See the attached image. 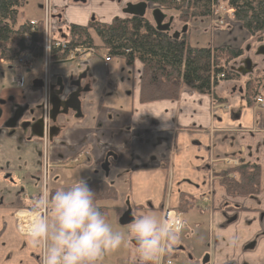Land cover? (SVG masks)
<instances>
[{
    "label": "crops",
    "instance_id": "crops-1",
    "mask_svg": "<svg viewBox=\"0 0 264 264\" xmlns=\"http://www.w3.org/2000/svg\"><path fill=\"white\" fill-rule=\"evenodd\" d=\"M140 1L52 0V38L65 40L70 24L111 21L125 14L127 4ZM40 2L38 18L27 20L42 17ZM203 31L207 33L208 28L203 27ZM103 60L102 55L86 56L70 61L74 64L70 67H65L68 62H60L57 67L62 69L49 72L48 80L46 77L50 95L59 92L57 77L68 86L71 76L87 69L94 80L90 90H82L78 96V116L69 112L55 119L59 128L51 145L55 166L62 159L82 154L73 177L79 175V180L85 183L96 178L108 182L100 165L114 156L116 159L109 168L115 167L116 177L120 173L128 176L127 200L133 219L145 213L162 218L166 206L178 207L180 194L194 198V207L187 212V218L183 213L185 227L179 239L156 264L164 263L166 253L173 264H202L204 259L205 264H264V107H247L243 86L229 81H220L208 96L185 88L176 101L142 104L138 101L139 63L126 67L121 59L125 71L121 68L117 75L111 67L114 59L106 66ZM5 69L10 77L9 66ZM24 88H3L0 100L13 97L15 102L24 104L38 99L35 88ZM13 91L20 92L13 94ZM60 98L64 100L65 95ZM8 109L7 105L1 106L0 145L8 143L20 153L33 143L18 142L5 135L3 123ZM229 157L259 166L260 191L256 196L239 197L225 192L214 172L227 168L223 160ZM14 163L10 166L11 161L3 162L8 168L1 167L13 179L36 170L31 159L23 154ZM66 167L63 164L54 167L53 189L71 185L61 186L59 176L54 173ZM25 186L30 196L37 195L38 185L34 187L26 181ZM207 193L212 196L211 203L202 205L201 197ZM105 205L112 208L107 212V221L113 230L125 232L129 224L119 223L122 214L112 204ZM11 212L0 207V264H39V249L29 237L18 232ZM131 240L129 236L118 249L105 253L97 264H141ZM130 251L132 255L123 259L124 253Z\"/></svg>",
    "mask_w": 264,
    "mask_h": 264
},
{
    "label": "trees",
    "instance_id": "trees-1",
    "mask_svg": "<svg viewBox=\"0 0 264 264\" xmlns=\"http://www.w3.org/2000/svg\"><path fill=\"white\" fill-rule=\"evenodd\" d=\"M142 1L163 6L164 14L172 13L173 16L170 17L178 19L182 27H186L185 33H181L176 39L168 32L158 31L151 16L116 17L109 22L94 20L86 25L70 24L67 27L65 48L53 49L51 61L66 62L69 51L77 46L93 49L98 55L103 51L110 59H122L128 67L135 62L139 63L140 103L176 101L185 88L208 96L223 78L220 75H224L223 80H234L236 77L228 70L227 64L241 56L240 49L222 45L214 48L193 47L189 41L190 26L197 21L208 22L212 4L221 2L232 9L234 22L249 36L264 34V0ZM23 5L24 0H0V61L6 66L26 50L32 54L33 63H42V25L38 24L33 28L29 25V20L19 21V11ZM92 34L99 40L100 46L95 44ZM25 35L30 38L29 44H25ZM259 86L264 88V72L257 79H248L243 86L247 107H251ZM214 175L230 195L248 197L259 192L258 165L242 160L236 166L214 172ZM86 184L94 192L96 206L108 218L107 212L112 208L102 203L110 200L115 202L118 197L117 190L100 179H91ZM194 203V198L180 194L177 209L186 213L194 207ZM113 208L121 214L122 208ZM163 258H169L168 254Z\"/></svg>",
    "mask_w": 264,
    "mask_h": 264
},
{
    "label": "clouds",
    "instance_id": "clouds-1",
    "mask_svg": "<svg viewBox=\"0 0 264 264\" xmlns=\"http://www.w3.org/2000/svg\"><path fill=\"white\" fill-rule=\"evenodd\" d=\"M32 213L25 234L43 246L41 264H97L129 236L136 242L141 264H156L185 227L180 217L145 213L135 217L125 232L115 231L82 180L43 191L33 202Z\"/></svg>",
    "mask_w": 264,
    "mask_h": 264
},
{
    "label": "flooded vegetation",
    "instance_id": "flooded-vegetation-1",
    "mask_svg": "<svg viewBox=\"0 0 264 264\" xmlns=\"http://www.w3.org/2000/svg\"><path fill=\"white\" fill-rule=\"evenodd\" d=\"M90 21H94V20H90ZM174 32L180 33V30H173L172 28H170L169 33L172 34ZM249 53H250V47H247L246 50L241 53L242 57L245 55L244 57L246 58L243 59V61L241 62V64H239V66H236V62L233 61L235 63L230 66V69L233 73L239 76L243 74L244 75L247 74V72H245L243 62L246 59H250L252 63L251 58L248 57ZM251 65H252V69L256 66L255 63ZM41 78H37L36 81L32 82L30 85L31 87L36 89V92H38V99L36 101L32 103H30L31 102L30 101L29 103L25 102L24 104H20V103L15 102V99L13 97L11 98L9 97L6 100H0V118L3 114V111L1 110V106L7 105L9 108L8 117L5 119L3 123L5 135L7 134L6 136L8 137L16 138L18 142L20 141L22 143H30V142L33 143L35 147V153H37V157L35 158V164H34L36 170H34V172L31 173L30 175H27L26 176L27 178L25 177V175H22L18 179H13L10 176V173L3 171L2 179L6 180L7 178L11 177L12 181H8L9 183H11V188H9L8 191L2 189L3 196L0 199L4 200L5 198L6 200H9V206L6 208V210L12 211L11 217L13 218L15 222V226L18 232L23 236H27L25 234L26 229L24 227L27 222L26 218L27 217L32 218V214H33L32 213L33 204L32 203L28 204L27 201L34 202L35 200H31V199L33 198L36 199L37 196L40 195L43 191L54 190L52 188V182H53L52 174H53L54 167L56 168L60 166V164H63V166H66L68 162L79 164V162H81L82 160V154H77L71 159H68L65 161H63L62 159L61 162L57 163L58 166H55V163L52 160L51 145H52V140L54 138V133L58 131L59 129L58 127H56L55 119L59 115L65 117L69 114V112H71L73 117L78 116L80 109L75 106L76 100L78 99V96L81 93V91L90 90L94 82L92 75L89 73L87 69H85L81 73L71 76L69 83L73 87V90H71V92L66 96V98L62 100V103L55 114V109L53 108L52 100L56 96V94H54L53 92V94L50 95V90L47 88V86H45L42 83ZM55 82L57 84V89L61 88L58 86V83H62V86L64 84V81L61 77H57L55 79ZM36 85L37 87H35ZM13 86H15L13 88L25 89L24 88L26 87L25 79L22 80V83L20 86H18L16 83L13 84ZM49 102L51 103V109L48 108ZM69 109H71V111H69ZM39 119L42 120V126H43L42 136L41 137H35V136L30 137L31 133H33V130H32L33 124ZM229 158L238 159V163L236 165H238L239 162L241 161V159L239 160V158L237 157H229ZM113 159H116V158L114 156L112 157V159L107 158L101 164L102 166H107L108 168L107 176L105 175V172L101 169V165H100V171L104 174L105 178L109 176V164L113 162L112 161ZM224 160H223V163L226 164L227 166H236V165H228ZM100 180H103V179H100ZM26 181L34 185V187H37L38 185L39 191L37 195L30 196L26 192V186H25ZM104 181L106 182V180ZM128 184H129V179H128ZM111 186L115 187L114 185H111ZM259 191H260V186H259ZM205 196H207V200H211L212 196L209 193L204 194L201 197V200H203ZM254 196H248V197H254ZM42 247H43L42 245H36V248L39 249V252H38L39 264H41Z\"/></svg>",
    "mask_w": 264,
    "mask_h": 264
},
{
    "label": "rangeland",
    "instance_id": "rangeland-1",
    "mask_svg": "<svg viewBox=\"0 0 264 264\" xmlns=\"http://www.w3.org/2000/svg\"><path fill=\"white\" fill-rule=\"evenodd\" d=\"M39 1L40 0H26V3H24L23 7L20 8L19 16H18L19 21H22V20H25L31 17L38 18V13H39L38 2ZM132 1H136V0H132ZM150 5L156 6L162 9L163 11H165V8L161 5H157L154 3H151ZM215 7L216 8L214 12L216 13V10H218L216 15L223 17V21L226 23V25L216 26L214 28L212 25V27H209L208 25H210L211 16L208 22H205L204 20L197 21L195 24L191 25L189 29V31H191L189 33L190 34V37H189L190 44L193 47L209 46L213 48L215 46L222 45V46L230 47V48H233V47L238 48L241 50V52H244L247 47H250V53L248 54V57L251 58L252 64L255 63L256 65L252 69V71L245 75L243 74L240 76L233 73V75L234 74L236 75L234 79L236 81L223 80L224 75H223V78L220 79V81H229V82H232L233 84L244 86L248 79H257L261 76L262 72H264V56L255 55L254 53L258 46L264 45V34H257L254 36H249L245 31H243V29H241L240 25L234 22L232 9L226 7L221 2L215 3ZM40 16H41V11H40ZM126 16L128 15L124 14V15H121L120 17H126ZM145 16L147 18L151 16V9L146 10ZM170 16H173L172 13H169V14L167 13L166 21L168 20ZM213 18H215V15L213 16ZM211 22L214 24L215 22H217V19H212ZM181 27H182V23L178 19L173 18L171 22V28L173 30H180ZM203 27H209V30L207 33L203 31ZM93 40L96 45L100 46L99 40L94 35H93ZM244 56L242 57L241 55L233 59L231 62H229L227 64L228 70L231 71L230 66L234 64L235 62H236V66H239V64H241L243 59L246 58ZM5 65L6 64L0 62V90L3 88L13 89V87H15L13 86V84H15V79L13 78L10 81V77L8 76V74H6V71H5L6 70ZM70 66H74V64L72 62H68L65 64V67H70ZM111 67L113 69V73H116L117 75L120 73L121 68H124L123 70L125 71V66L122 64V61L120 58H114V60L111 63ZM61 69L62 68L57 67V63L51 64L48 68L49 72H56ZM44 70H45V67L42 65V63L39 62L38 64L35 65V67L31 71H29L27 74L25 73L24 74L25 86L29 87L34 79L41 77L43 75ZM118 78L119 77H117V79ZM107 84H110V83L108 82ZM18 92L20 91H13V94H17ZM257 94L264 95V88H261L259 86L256 95ZM20 154H23L29 157L32 161V165L35 164V158L37 157V153H35L34 145L32 147H29V145H27V147H25L20 153L16 150V148H14V146L8 143L3 142L0 145V198L3 196L2 189L8 191L9 188H11V183H9L8 181H12L11 177L7 178L6 180L2 179L3 171L1 170V167L8 168V166H4L3 162L6 163L7 161H11L12 164L10 166H13L16 164L14 163V161L19 157ZM77 165L78 164L68 162V164L66 165L67 166L66 169H62V170L56 169L54 173L55 175L59 176L58 180L61 182V186L66 185V184H73L77 180H79V177H80L79 175L73 177L74 170L77 167ZM109 169H110L109 171L110 176L106 179L109 184L114 185L116 187V189L118 190L117 191L118 197L115 202H113V200H110L106 203H110L113 206L121 207L122 213H123L124 211L128 210L127 205L129 206V202L127 200L128 185H129L128 176L125 173L123 174L120 173L119 176L116 177L115 167H112ZM106 203L103 202L102 204L105 205ZM0 205H2L6 209L9 206V200H6L5 198L4 200L0 199ZM130 212H132L131 209H130ZM184 214H185V218H187V215L189 213L186 212ZM124 255L125 256L122 257L123 259L125 257L127 258L128 255L131 256L132 252L130 251V254L126 252L124 253Z\"/></svg>",
    "mask_w": 264,
    "mask_h": 264
},
{
    "label": "built area",
    "instance_id": "built-area-1",
    "mask_svg": "<svg viewBox=\"0 0 264 264\" xmlns=\"http://www.w3.org/2000/svg\"><path fill=\"white\" fill-rule=\"evenodd\" d=\"M215 5L212 4L211 6V20L212 19H217V22H215L214 24L210 21L211 27L213 25V28L216 26H222V25H226V23L223 21V17L216 15V13L218 12V10L215 11ZM41 11H42V17L40 20H30L29 21V25L31 27H34L38 24L42 25V38H43V42L41 45V50L43 52V61H44V67H45V71H48V67L51 64V59H50V55L53 49H57V48H65L66 46V42L64 41H59L57 39H52L51 36V27H52V0H42L41 2ZM215 15V18H213V16ZM33 31V30H32ZM25 44H29L30 42V38L28 35H25ZM95 55V52L93 49H86L82 46H77L74 47L73 49H71L69 51L67 60H73V59H81L82 57H93ZM80 57V58H79ZM110 61V58L105 57L104 58V65H106L108 62ZM33 66V62H32V54L28 51H24L22 53H20V55L18 56L17 60L14 61V63L12 64V70H14L16 72V77L15 79V83L20 86L22 83V77H21V72L24 70H29L31 69ZM220 77H223V75H220ZM48 80V79H47ZM252 107L253 108H263L264 107V95L262 94H257L252 102ZM48 108L50 109V104L48 103ZM228 165H236L238 163V159L236 158H227L224 160ZM211 200H207V196L204 197L203 202L204 203H210ZM163 217H168L169 219H173L175 217H180L181 219H183V215L181 212H179L176 209L173 208H169V207H165L163 209V214H162V218ZM27 222L25 224V229L28 228L29 222L31 220L30 217L26 218ZM163 264H171L170 260H166Z\"/></svg>",
    "mask_w": 264,
    "mask_h": 264
},
{
    "label": "water",
    "instance_id": "water-1",
    "mask_svg": "<svg viewBox=\"0 0 264 264\" xmlns=\"http://www.w3.org/2000/svg\"><path fill=\"white\" fill-rule=\"evenodd\" d=\"M147 8H148L147 4L144 3L143 1H140L137 4H127L125 10H123V11L125 14L130 15V16L144 17ZM151 17H152V20L154 22V27L156 30L161 31V32H169L171 22H172V17H169L167 22H165L166 15L164 13H162L157 8L151 9ZM185 31H186V27L182 28L181 32L185 33ZM179 36H180V33H178V32H174L172 34V37L176 38V39H178ZM255 54L264 56V45H260L256 49ZM251 64L252 63H251L250 59L244 60L245 72L249 73L252 71V65ZM58 86L61 88L59 89V92L56 94V96L52 100L53 108L55 109V114H56L58 108L60 107V105L62 103V100L60 97L65 95V98H66V96L71 92L69 90V88L72 87L71 85L65 86L64 84L62 86V83H58ZM75 106L80 109V104H79L78 99L76 100ZM32 130H33V133H31L30 137H32V136L41 137L42 136L43 126H42V120L41 119L37 120L33 124ZM101 169L105 172V175L107 176V174H108L107 166L101 165ZM127 207H128L127 208L128 210L124 211L122 213L121 217L119 218V223L121 225H128L133 220L131 212H130V207L128 205H127ZM131 243L134 247H137L134 239L131 240ZM205 262H206V259L203 260L202 264H204Z\"/></svg>",
    "mask_w": 264,
    "mask_h": 264
},
{
    "label": "bare ground",
    "instance_id": "bare-ground-1",
    "mask_svg": "<svg viewBox=\"0 0 264 264\" xmlns=\"http://www.w3.org/2000/svg\"><path fill=\"white\" fill-rule=\"evenodd\" d=\"M33 28H34V27H33ZM60 28H61V27H60ZM60 28H59V29H60ZM66 29H68V28H66ZM31 30H32V29H31ZM59 32H60V31H59ZM65 32H66V31H65ZM67 32H68V31H67ZM64 34H65V33H64ZM56 35H57V34H56ZM41 38H42V37H41ZM63 38H64V37H63ZM26 51H27V50H26ZM29 52H30V51H29Z\"/></svg>",
    "mask_w": 264,
    "mask_h": 264
}]
</instances>
